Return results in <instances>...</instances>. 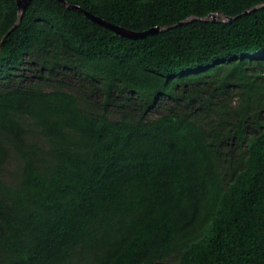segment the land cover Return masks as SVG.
Here are the masks:
<instances>
[{
	"label": "trees",
	"instance_id": "1",
	"mask_svg": "<svg viewBox=\"0 0 264 264\" xmlns=\"http://www.w3.org/2000/svg\"><path fill=\"white\" fill-rule=\"evenodd\" d=\"M64 1L162 30L0 0V264H264V0Z\"/></svg>",
	"mask_w": 264,
	"mask_h": 264
},
{
	"label": "water",
	"instance_id": "2",
	"mask_svg": "<svg viewBox=\"0 0 264 264\" xmlns=\"http://www.w3.org/2000/svg\"><path fill=\"white\" fill-rule=\"evenodd\" d=\"M61 3H63L67 8L69 9H73V10H77V11H80L81 13H83L86 17L90 18L91 20L101 24V25H104L105 27L113 30L117 35L119 36H122V37H128V38H133V39H137V38H143L145 37L146 35H149V34H153V33H156L160 30H162L161 27H155V28H151L149 30H146V31H143V32H138V31H132V30H128V29H125V28H122L120 26H116L98 16H95L93 15L92 13L84 10L83 8L79 7V6H76V5H69L66 1L64 0H59ZM31 2V0H17V6H18V9H19V14L21 15L24 10L26 9V7L29 5V3ZM261 7H264V3L263 4H260L256 7H254L253 9L251 10H255V9H258V8H261ZM251 10H248L246 12H249ZM224 19L226 20L227 22L232 20V18L230 17H226V16H222V15H217V14H212V20H217V19ZM20 19V18H19ZM205 18H200V17H196V16H192V17H189L187 18L185 21L183 22H187V21H191V20H203ZM181 22V23H183Z\"/></svg>",
	"mask_w": 264,
	"mask_h": 264
},
{
	"label": "rangeland",
	"instance_id": "3",
	"mask_svg": "<svg viewBox=\"0 0 264 264\" xmlns=\"http://www.w3.org/2000/svg\"><path fill=\"white\" fill-rule=\"evenodd\" d=\"M69 81L66 79V83H67V85H68V89L70 90V91H76V89H75V87H73V85L72 84H70V83H68ZM231 91H233V89H231ZM238 101H239V96L237 95V92H233V94H231L228 98H227V102H228V104L231 106H235V105H237V103H238ZM162 112V109H160V110H158V111H155L152 115H151V117L152 116H155V115H157V114H159V113H161ZM110 117H112V118H116L117 117V115H116V113L115 112H111L110 113ZM209 118H206L205 119V121H207Z\"/></svg>",
	"mask_w": 264,
	"mask_h": 264
}]
</instances>
